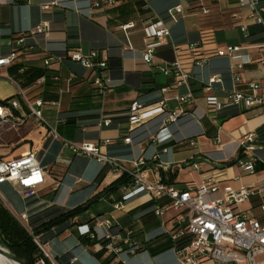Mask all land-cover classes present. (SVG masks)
Wrapping results in <instances>:
<instances>
[{
	"label": "crops",
	"instance_id": "obj_1",
	"mask_svg": "<svg viewBox=\"0 0 264 264\" xmlns=\"http://www.w3.org/2000/svg\"><path fill=\"white\" fill-rule=\"evenodd\" d=\"M90 1L9 0L2 7L0 58L15 53L16 65L46 70L48 78L44 84L28 86L24 91L32 101L57 103L42 109L49 127L38 119L32 124L30 117L17 127L21 131L8 135L6 141H2L1 129L0 162L36 152L46 171L45 185L29 200L17 185H0V198L10 212L31 232L43 222L86 204L120 179L96 159L74 153L66 141L79 145L95 143L104 152L126 161L143 158L165 168L173 167L162 173L166 180L173 178V184L180 189L189 183L200 184L217 166H226L229 178L238 177L230 182L234 188L264 186V170L247 175L230 166L237 159L244 137L255 133L258 140V132L264 127V110L227 105L233 91L252 93L253 83L262 88L258 94H264V27L248 18L238 0H202L210 10L207 16L193 0H150L149 9L144 0H117L112 6L102 4L99 8H91ZM53 3L59 4L49 11L42 9ZM177 6L183 8L184 14L177 15L174 21L168 10ZM261 6L264 7V0ZM150 22H161L171 34L155 51L153 60L146 62L145 28ZM43 24L48 25V32L30 35ZM128 25L134 27L123 30ZM243 26L247 28L245 32ZM225 32H235L237 36L228 42L220 41ZM23 33L28 37L19 45L17 41ZM224 47H240L237 54L243 60L249 58L251 63L239 69L241 60L214 54ZM65 49L81 50L85 55L96 51L100 58L105 57L108 69L104 77L111 81L112 90L100 96L93 85L97 72L69 59L49 68L44 66L46 58L51 54L63 56ZM178 59L192 76L188 86L177 85L174 77L161 71ZM198 61H203V65L198 66ZM5 73L0 69V80L7 82L0 84V101H6L16 116H29L19 89L1 77ZM8 74L12 75L10 71ZM72 75L76 79L71 81ZM215 76L222 82L208 88L206 82ZM209 97L217 98L225 107L216 111L208 105ZM136 102L145 106L163 103L165 112L131 128L129 112ZM181 112L178 122H166L170 114ZM107 120L110 125L105 126ZM163 128L167 129L163 135L171 134V139L158 143L156 138ZM127 137L132 139L130 144L124 143ZM106 141H110L108 146H104ZM262 147L258 153L264 157ZM179 166L183 168L179 170ZM123 195L122 188L109 191L86 213L42 231L35 241L45 253L44 264H104L107 258L97 256L100 241L85 235L89 229L97 238L105 233H119L141 245L140 252L123 257L126 264H182L170 237L164 234L163 221L170 220L171 214L162 219L155 213L162 201L140 196L122 210H115ZM261 203L260 197H254L240 210L260 218ZM98 220H112L114 226L110 230L97 228Z\"/></svg>",
	"mask_w": 264,
	"mask_h": 264
},
{
	"label": "built area",
	"instance_id": "obj_2",
	"mask_svg": "<svg viewBox=\"0 0 264 264\" xmlns=\"http://www.w3.org/2000/svg\"><path fill=\"white\" fill-rule=\"evenodd\" d=\"M9 0H0V20L2 17V7ZM117 0L90 1L91 8L112 6ZM150 0H144L145 8L149 9ZM194 5L205 16L210 14V10L204 6L202 0H193ZM52 5H43L44 11H49ZM239 7L248 12V18L256 25L264 27V7L261 6V0H238ZM170 17L176 21L177 15L184 14L181 6L168 10ZM134 25L123 27V30L133 28ZM49 28L47 24L40 25L30 35L45 34ZM147 48L144 54V61L150 62L154 58L155 51L161 47L170 36V30L161 22H150L146 25ZM246 31L245 26L242 27ZM27 33L21 34L17 43L22 45ZM240 47H227L226 51L216 50L215 55L219 57L229 56L232 59L241 60L237 68L242 69L244 65L251 63V60H243V56L237 53ZM63 56L50 55L44 60L46 68L54 63L62 64L65 60L81 65L84 69L96 71L97 77L93 85L100 96H104L112 90L111 81L104 77V72L108 69L107 59L100 58L99 53L92 51L89 54H83L81 50L69 51L63 50ZM264 55V48L261 49ZM18 60L17 54H11L8 57L0 58V69L6 71L2 78L13 83L24 97L29 109V116L18 117L8 106L0 104V132L4 123H12L19 127L27 122L30 117L37 118L41 123L49 127L44 118L42 109L45 106L54 107L56 102L45 103L41 99L30 100L21 82L16 76L8 74V71L16 66ZM203 65V61L196 63ZM27 67L18 69V74H24ZM165 76H172L176 79L179 86H188L191 81V74L188 73L181 61L178 59L170 67L162 68ZM46 76L36 80L35 86L46 82ZM76 79L72 75L71 81ZM235 80L240 81L239 77ZM222 80L215 76L210 78L206 85L212 88ZM252 93L244 94L233 91L228 98V106H243L246 109L259 107L264 110V94H258L262 90L259 84H251ZM208 105L216 111L222 110L225 105L221 104L217 98L209 97ZM163 103L145 106L138 102L134 103L129 112V125L135 127L145 120L153 118L157 114L164 113ZM183 113L170 114L166 120L167 123H176L182 117ZM105 126L110 125V121H105ZM167 131L163 128L157 135L158 143H165L171 139V134L163 135ZM53 136L59 139L58 134L51 129ZM132 139H124L125 144H130ZM110 141H106L104 146H108ZM66 145L74 152L87 155L96 159L104 166L109 167L116 175L128 177V183L122 187L124 195L120 202L114 206L115 210H122L124 205L140 196H149L151 200L162 201L155 209L157 216L165 219L171 214L170 220L163 221L164 234L170 237L173 248L182 264H264V186L250 185L234 188L231 185L226 166L214 167L212 173L206 177L200 184L189 183L180 189L174 184H169L163 179L162 172L172 171L173 167H162L143 158L133 161H126L108 152L103 151L101 145L95 143L75 144L66 141ZM192 145L194 143L192 142ZM263 150L262 145L257 143V135L251 133L244 137L240 142L239 154L236 159V167L244 174L253 175L256 173V167L259 164L264 165V157L259 155ZM198 169L199 165H193ZM179 166L178 169H182ZM12 183L18 186L25 199L29 200L36 196L38 190L46 183V171L37 160L36 152H28L19 158L0 162V185ZM254 197H260L262 203L260 211L262 216L257 218L250 212L240 210V206ZM26 219V216L23 217ZM114 226L112 220H98L96 227L110 230ZM85 235L91 239H98L101 243L100 252L112 264H126L123 257L135 255L142 247L134 240L124 239L119 233H105L102 236H95L91 230H87ZM183 244V246H179ZM44 253V252H43ZM45 255V253H44ZM35 264H44L42 259Z\"/></svg>",
	"mask_w": 264,
	"mask_h": 264
},
{
	"label": "trees",
	"instance_id": "obj_3",
	"mask_svg": "<svg viewBox=\"0 0 264 264\" xmlns=\"http://www.w3.org/2000/svg\"><path fill=\"white\" fill-rule=\"evenodd\" d=\"M23 66L24 65L22 64L16 65L9 70L11 74L13 76H16V78L21 82L23 88L34 85L36 80L42 76H46V78H48L46 70L34 68H27L24 74L19 75L18 69ZM0 104L6 106L7 102L0 101ZM258 133L259 138L257 140V143L264 146V127ZM236 162V160L232 161L230 163V166H235ZM256 170H264V165L259 164L256 167ZM162 176L163 179L167 181V183L173 184V178H171L170 180H166V177L163 173ZM127 183L128 177H121L113 185L105 189L101 194H98L86 204L79 206L73 210L65 211L58 216L43 222L38 228L33 229L31 232L10 212V210L5 206L0 198V244L4 247H7L13 254L22 259L25 264H35L37 260L44 257V253L41 247L35 241L36 237L42 231L51 230L58 225L67 223L70 220L86 213L102 198L105 193L109 191H117ZM171 245L173 246L172 241ZM179 246H183V244L180 243ZM141 250L142 248L138 252H140ZM97 256L101 259L103 257V252H99ZM103 262L104 264H109L110 260L107 259Z\"/></svg>",
	"mask_w": 264,
	"mask_h": 264
},
{
	"label": "rangeland",
	"instance_id": "obj_4",
	"mask_svg": "<svg viewBox=\"0 0 264 264\" xmlns=\"http://www.w3.org/2000/svg\"><path fill=\"white\" fill-rule=\"evenodd\" d=\"M243 32H245V31H243ZM237 36V33H235V32H225V33H222L221 35H220V41L222 40V41H230L231 39H233V38H235ZM231 46V45H230ZM226 49H227V47H224V48H222V49H219L220 51H226ZM3 83H7L6 81H4L3 79L2 80H0V84H3ZM37 118H35V117H32L31 118V123L33 124V123H35V120H36ZM21 130L20 129H18L16 126H14L13 124L11 125V127H10V125H5L4 124V126H3V128H2V133H1V137H2V141H6V139H7V137H8V135H10V134H17V133H19Z\"/></svg>",
	"mask_w": 264,
	"mask_h": 264
},
{
	"label": "water",
	"instance_id": "obj_5",
	"mask_svg": "<svg viewBox=\"0 0 264 264\" xmlns=\"http://www.w3.org/2000/svg\"><path fill=\"white\" fill-rule=\"evenodd\" d=\"M0 255L8 259L9 261L15 263V264H25V262L20 259L18 256L13 254L7 247H4L0 244Z\"/></svg>",
	"mask_w": 264,
	"mask_h": 264
},
{
	"label": "bare ground",
	"instance_id": "obj_6",
	"mask_svg": "<svg viewBox=\"0 0 264 264\" xmlns=\"http://www.w3.org/2000/svg\"><path fill=\"white\" fill-rule=\"evenodd\" d=\"M0 264H15V263L9 261L8 259L3 257L2 255H0Z\"/></svg>",
	"mask_w": 264,
	"mask_h": 264
}]
</instances>
